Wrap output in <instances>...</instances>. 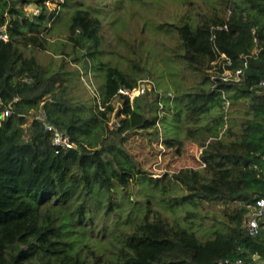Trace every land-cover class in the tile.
Listing matches in <instances>:
<instances>
[{
    "label": "trees",
    "instance_id": "1",
    "mask_svg": "<svg viewBox=\"0 0 264 264\" xmlns=\"http://www.w3.org/2000/svg\"><path fill=\"white\" fill-rule=\"evenodd\" d=\"M47 1L0 0L8 35L0 37V264L264 260V218L257 235L245 227L248 205L264 197V92L253 91L264 79V0H174L172 19L155 20L175 33L174 56L192 70L184 106L196 128L187 138L163 125L176 92L164 97L153 85L116 110L118 89L136 86L138 73L107 66L94 82L96 103L75 95V80L93 71L106 43L83 2L65 37L78 69L40 61L70 2ZM119 38L126 61H141L140 38ZM222 53L230 69L247 61L241 81L221 79ZM46 124L74 147L54 144ZM216 202L223 219L195 223L197 210Z\"/></svg>",
    "mask_w": 264,
    "mask_h": 264
},
{
    "label": "rangeland",
    "instance_id": "2",
    "mask_svg": "<svg viewBox=\"0 0 264 264\" xmlns=\"http://www.w3.org/2000/svg\"><path fill=\"white\" fill-rule=\"evenodd\" d=\"M79 1L85 4L93 16L101 19L106 43L102 46L103 53L93 61V71L86 72L80 79L75 80V95L82 93L89 103H96L95 95L98 94L94 82L103 78L104 68L107 66L130 70L132 74L138 73L142 77L141 80L149 82L148 90L154 85L164 97L168 93L175 94L176 92L178 98L174 100V110L167 115L163 125L164 129L181 138H187L188 130L196 128L188 120V111L184 106L189 99L184 94L189 91L191 86L192 70L187 68L188 65L185 61L174 56L172 48L177 43L175 33L160 28L154 23L155 20L162 22L172 19L171 15L175 13L174 6L179 4L174 0H70L69 4L63 7L61 16L53 23L49 34V50L36 52L40 61H49L52 67L58 66L61 61H67L65 62L67 69H78L71 62L74 53H72L71 46L66 45L65 37L71 17L75 9L79 7ZM48 6L56 7L57 3L50 1ZM28 9L32 10L33 8ZM145 20H148V26L143 28ZM121 34L125 38L131 39L134 44L138 43L134 40L135 37L140 38L139 40L142 41L140 54L138 57L133 54V57H137L141 61H126L129 58L127 52L119 50L117 47ZM138 34L139 37H137ZM62 48L69 55L59 53ZM136 65L138 68H134ZM209 84L210 82L205 81L203 85L207 87ZM156 193L153 200L155 203L160 199V193L158 191ZM142 204L145 205V202ZM225 209L218 202L212 205L207 204L197 210L199 214L195 218V223L202 221H199L200 216L204 217V221L207 223L215 222V217L222 220Z\"/></svg>",
    "mask_w": 264,
    "mask_h": 264
},
{
    "label": "built area",
    "instance_id": "3",
    "mask_svg": "<svg viewBox=\"0 0 264 264\" xmlns=\"http://www.w3.org/2000/svg\"><path fill=\"white\" fill-rule=\"evenodd\" d=\"M50 1L52 0L47 1V5L50 4ZM28 8H32V7H28ZM32 11L34 14H36L39 12V9L33 8ZM0 37L5 40L8 39V35L5 30H2ZM256 51L257 49H255L254 53ZM218 61L222 63L223 70L220 75L222 80L238 82L243 79L245 70L248 66L247 61H244L243 66L235 67L233 69L229 68V66H232L233 63H232V60L226 54L222 53ZM148 85H149V82L145 80H140L138 84L134 87L121 86L118 89V92L113 101V104L116 107V110L122 107V103L124 99L127 98L129 99V101H133L136 97H139L145 94L148 91ZM253 91L257 93L264 92V79L260 81L258 86L254 87ZM10 114H11V110L9 108H6L2 116H9ZM112 115H113V118L111 122L115 123L116 125H120L119 119L115 116V113H113ZM46 128L53 132L54 144L61 146V147H68V148L74 147V144L71 143L68 140V138L64 136L62 132L59 131L57 128L49 124H46ZM248 209L249 211L245 219V227L248 230L249 234L257 235L261 228V221L264 218V197H257L254 203H251L248 205ZM226 262L228 263L229 260H226ZM234 264H264V260L249 261V260H244L242 258H239L235 260Z\"/></svg>",
    "mask_w": 264,
    "mask_h": 264
},
{
    "label": "crops",
    "instance_id": "4",
    "mask_svg": "<svg viewBox=\"0 0 264 264\" xmlns=\"http://www.w3.org/2000/svg\"><path fill=\"white\" fill-rule=\"evenodd\" d=\"M98 96V95H97Z\"/></svg>",
    "mask_w": 264,
    "mask_h": 264
}]
</instances>
